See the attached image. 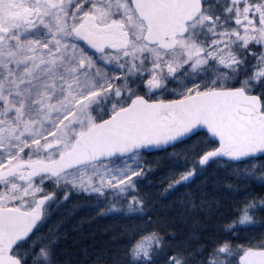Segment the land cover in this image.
<instances>
[{
  "label": "snow or ice",
  "instance_id": "1",
  "mask_svg": "<svg viewBox=\"0 0 264 264\" xmlns=\"http://www.w3.org/2000/svg\"><path fill=\"white\" fill-rule=\"evenodd\" d=\"M0 264H264V0H0Z\"/></svg>",
  "mask_w": 264,
  "mask_h": 264
}]
</instances>
